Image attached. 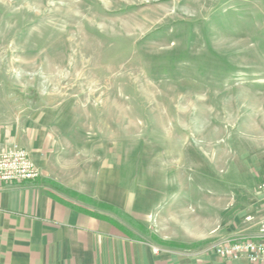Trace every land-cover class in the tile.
Wrapping results in <instances>:
<instances>
[{
  "label": "rangeland",
  "instance_id": "rangeland-1",
  "mask_svg": "<svg viewBox=\"0 0 264 264\" xmlns=\"http://www.w3.org/2000/svg\"><path fill=\"white\" fill-rule=\"evenodd\" d=\"M4 116L91 155L92 196L134 201L139 188L174 200L193 237L255 236L264 0H0ZM80 200L149 234L113 204Z\"/></svg>",
  "mask_w": 264,
  "mask_h": 264
},
{
  "label": "crops",
  "instance_id": "crops-1",
  "mask_svg": "<svg viewBox=\"0 0 264 264\" xmlns=\"http://www.w3.org/2000/svg\"><path fill=\"white\" fill-rule=\"evenodd\" d=\"M14 145L29 153L40 175L0 183V264H253L220 257L215 240L193 237L171 216L174 200L162 207L153 195L149 203L139 188L134 201L126 193L112 202L105 190L92 196L91 155L65 149L32 120L0 117V152ZM81 197L117 206L149 234L139 235L105 214L93 215ZM162 210L167 216H160ZM234 232L230 234L241 235Z\"/></svg>",
  "mask_w": 264,
  "mask_h": 264
},
{
  "label": "built area",
  "instance_id": "built-area-1",
  "mask_svg": "<svg viewBox=\"0 0 264 264\" xmlns=\"http://www.w3.org/2000/svg\"><path fill=\"white\" fill-rule=\"evenodd\" d=\"M39 175V169L25 149L14 145L0 152V183L33 180ZM258 191L264 205V179L259 183ZM214 250L225 259L237 261L245 258L253 264H264V220L257 235L249 237L234 234L219 237L214 241Z\"/></svg>",
  "mask_w": 264,
  "mask_h": 264
},
{
  "label": "trees",
  "instance_id": "trees-1",
  "mask_svg": "<svg viewBox=\"0 0 264 264\" xmlns=\"http://www.w3.org/2000/svg\"><path fill=\"white\" fill-rule=\"evenodd\" d=\"M131 221V220H130ZM132 223H134L133 221H131ZM111 223L115 226V227H117L118 229H120L121 231H123L124 232V229L122 228V227H120L119 225H117L116 223H114L113 221H111ZM135 224V223H134Z\"/></svg>",
  "mask_w": 264,
  "mask_h": 264
}]
</instances>
